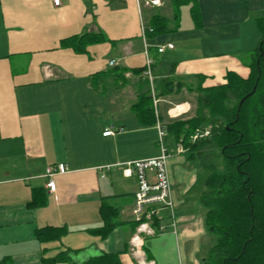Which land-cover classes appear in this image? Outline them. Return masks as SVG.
Segmentation results:
<instances>
[{"label": "crops", "instance_id": "0c3cea01", "mask_svg": "<svg viewBox=\"0 0 264 264\" xmlns=\"http://www.w3.org/2000/svg\"><path fill=\"white\" fill-rule=\"evenodd\" d=\"M173 1L139 9L136 0H60L59 6L53 0H0V260L41 264L44 254L67 252L69 260L59 264H83L101 254H120L123 264H201L207 233L200 167L175 150L168 165L176 233L162 210L163 230L144 237L140 253L133 252L137 178L124 171L128 163L160 155L156 125L141 124L134 105L149 92L154 111V94L159 121L167 125L195 115L189 95L198 106L197 77L205 78L202 88L225 84L230 71L247 78L249 57L261 41L257 20L264 17V0H188L178 31L143 36L142 25L151 29L153 16L173 20ZM86 33L114 42L89 46L84 54L60 47L62 40ZM168 44L174 48L158 52ZM149 59L151 79L144 75ZM111 60L125 69L124 77L111 73ZM139 69L141 74L134 72ZM164 79L186 86L158 96L156 84L162 87ZM108 130L113 135L104 136ZM58 165L67 171L54 176L52 193L46 173ZM35 189L46 203L30 208ZM102 203L118 209L123 223L106 239L91 232L103 225ZM50 226L68 232L42 244L36 231Z\"/></svg>", "mask_w": 264, "mask_h": 264}, {"label": "trees", "instance_id": "16d2710c", "mask_svg": "<svg viewBox=\"0 0 264 264\" xmlns=\"http://www.w3.org/2000/svg\"><path fill=\"white\" fill-rule=\"evenodd\" d=\"M187 3L190 1H173L175 21L180 18L181 7ZM197 7L193 4L191 11L195 27L200 28L201 15ZM150 26L154 34H170L178 30L161 15L153 16ZM257 29L261 41L249 57L248 77L230 71L225 84L209 88H202L205 78L197 77L200 87L196 115L185 120H172L166 125L168 150H175L181 144L186 150L187 161L196 162L208 174L200 202L205 209V225L213 244L201 264H264V17L257 20ZM106 42L114 41L102 33H86L62 40L60 47L84 54L89 46ZM116 72L120 77L125 75V69L115 67L111 70V73ZM134 72L141 74L143 70ZM175 82L161 80L162 87L157 83L158 96H167L186 86L179 82L175 85ZM254 89V94L248 96ZM134 110L141 124L156 125L149 92L138 98ZM198 130H209V135L194 141L193 136ZM43 195L40 190H33L29 207L45 205ZM99 211L103 225L91 232L106 239L123 223L118 221V209L102 203ZM131 224L136 228L135 221ZM67 232L65 227L50 226L38 229L36 236L42 244H48L60 241ZM68 260L67 252L55 257L44 254L41 264H59ZM0 264L12 262L10 258H4ZM83 264L123 263L120 254H101Z\"/></svg>", "mask_w": 264, "mask_h": 264}, {"label": "built area", "instance_id": "2783aa9c", "mask_svg": "<svg viewBox=\"0 0 264 264\" xmlns=\"http://www.w3.org/2000/svg\"><path fill=\"white\" fill-rule=\"evenodd\" d=\"M139 9L141 8H153L160 7L162 5L161 0H136ZM55 6L60 5V0H53ZM152 32V29L142 25V34L145 36L147 32ZM173 49L172 44L162 46L158 48L159 53H163L165 49ZM152 61L149 59L144 71V75L152 78ZM110 67H117L118 63L115 60L109 61ZM46 70L50 69L46 67ZM154 113L157 119L156 127L159 135V147L160 155L156 158L145 159L128 163V169L124 171L127 176L131 175V172H135L137 178V190L134 195V204L132 207V215L136 222V233L133 236L131 242L134 247V253H140V248L143 243L144 237H152L163 230L161 221V211L166 210L169 213V217L172 222V229L176 233V218H175V203L173 200V189L171 183V177L169 173V158L171 157V151L168 150L166 145L167 129L166 125L159 120V113L157 111L158 100L154 97ZM104 136L113 135V132L108 130ZM209 130H198L193 140L207 137ZM185 148L178 144L175 148V154L181 155L185 153ZM67 171L63 165L57 167H50L47 169L46 176L48 177L47 188L50 192L56 191V183L53 180L55 175L62 174ZM152 177V178H151ZM145 264H154L153 262H146Z\"/></svg>", "mask_w": 264, "mask_h": 264}, {"label": "rangeland", "instance_id": "374dc122", "mask_svg": "<svg viewBox=\"0 0 264 264\" xmlns=\"http://www.w3.org/2000/svg\"><path fill=\"white\" fill-rule=\"evenodd\" d=\"M198 8V7H197ZM182 13H183V10H180ZM181 12H180V14H181ZM183 16H188V15H186L185 14V12H184V15H180V18L179 19H177V21H175V18H174V16H173V20H171L170 21V25H171V27H175V26H177V28H178V30H179V27L178 26H181L182 25V23L184 22V17ZM188 21H189V23L190 24H193V22H191V19H190V17H189V19H188ZM202 27H203V22L201 21V27L200 28H198L199 30L200 29H202ZM177 30V31H178ZM182 45H178V49L181 51V47ZM184 47V46H183ZM188 50H190L189 48H186V49H184V50H182V52L183 53H188ZM243 56V58L245 57V55H242ZM244 59H246V57L244 58ZM243 61H246V60H243ZM128 77V76H127ZM189 98H190V100L193 102V104H194V111H195V115H196V108H197V105H196V99L193 97V95H189ZM192 116H190L189 118H192V117H194L195 115H193V114H191ZM194 137V136H193ZM196 162H191V164L190 165H194V166H196ZM200 169V173H201V175L198 177V184H197V187H198V191H200V192H203L204 190H205V183H206V180H207V176H208V174H207V172L206 171H204L203 169H201V168H199ZM201 209H202V214L205 216V212H204V209H203V207L201 206ZM133 218H135V217H133ZM203 221H204V218H203ZM206 233H207V238H206V241L204 242V250H205V253L207 254V252L208 251H206V249H208L209 247H211L212 246V244H213V238H212V236L207 232V229H206ZM209 250V249H208ZM206 256V255H205Z\"/></svg>", "mask_w": 264, "mask_h": 264}, {"label": "water", "instance_id": "95a60500", "mask_svg": "<svg viewBox=\"0 0 264 264\" xmlns=\"http://www.w3.org/2000/svg\"><path fill=\"white\" fill-rule=\"evenodd\" d=\"M255 90H256V89H254L253 92H252L250 95H248V96L253 95L254 92H255ZM248 96L242 99V101H241V103H240V106L244 103V101L248 98Z\"/></svg>", "mask_w": 264, "mask_h": 264}]
</instances>
